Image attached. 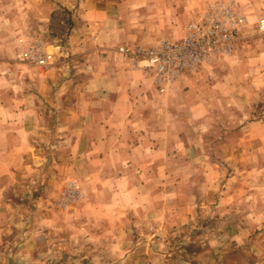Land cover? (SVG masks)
I'll return each mask as SVG.
<instances>
[{
  "label": "rangeland",
  "instance_id": "obj_1",
  "mask_svg": "<svg viewBox=\"0 0 264 264\" xmlns=\"http://www.w3.org/2000/svg\"><path fill=\"white\" fill-rule=\"evenodd\" d=\"M108 1L117 30L133 38L124 46L132 48L180 40L207 6L204 0ZM237 2L247 23L236 50L166 92L146 75L157 91L135 107L146 127L129 139L132 149L116 145L121 151L111 152L103 136L92 138L95 150L89 151L78 136L86 122L73 121L74 71L84 62L66 42L83 21L78 8L61 7L52 20L45 5L57 0H0L3 112L27 122L31 135L20 143L33 148L18 183L5 188L1 212L11 216L3 220L14 222V231L3 238L4 264L31 237L41 264H94L105 255L111 264L127 257L154 264H264V0ZM64 18L73 22L70 34L54 35L51 27L59 29ZM81 23L86 38L96 36ZM177 32L182 36L171 37ZM20 37L44 42L55 64L46 69L23 61ZM80 42L76 48L91 49ZM44 249L50 253L42 259Z\"/></svg>",
  "mask_w": 264,
  "mask_h": 264
},
{
  "label": "crops",
  "instance_id": "obj_2",
  "mask_svg": "<svg viewBox=\"0 0 264 264\" xmlns=\"http://www.w3.org/2000/svg\"><path fill=\"white\" fill-rule=\"evenodd\" d=\"M57 2L45 5V8L51 9L49 16L54 11L61 9V7H66L69 9L78 8L76 9L77 14L83 17V21L77 20L74 33L66 42L67 45L74 46L73 53H78L81 57L79 63L84 62L74 71L76 75V81L74 82V89H76L75 100L77 103L73 115L74 118L72 116H68V118H73V121H77V123L86 122L84 126L78 125L80 126L78 136L83 138V141L85 140L87 145L90 146L89 151L95 150L93 148L95 143L92 138L103 136L108 139L107 143L108 147L111 148V152H120L121 145L125 147L122 151L127 152L128 150L126 149H132L130 146H135L134 144L129 146V139L136 133L141 134V128L146 127L147 124L145 115L137 112L135 107L138 104L145 103L153 92L154 94L157 92L155 86L147 76L141 70L134 69L131 63L117 52L118 46L130 45L133 38H126L115 27L114 10L112 12L108 10L109 7L111 9V4L108 0L106 2L82 0L79 6L78 4L72 5L70 0H57ZM104 9L108 13H103ZM47 20L49 21V17ZM81 22L86 23V30L89 32L95 29L94 31L97 32L96 36L86 38L87 34L90 33H82ZM89 26L91 27L87 28ZM181 36L182 34L177 32L172 34L171 37L179 38ZM78 41L84 43V47H91V49L83 51L78 47L76 48L75 44ZM60 70L65 72L64 67ZM67 85L68 81L59 84V93ZM27 100L28 102H33L29 97H27ZM64 105V98L60 97L58 106L61 108ZM31 110V108H27V121L28 117H32L33 115L30 112ZM3 111V97L0 88V264H4L1 252L3 238L14 231V228H12L14 222L3 220V217L8 218L11 216H5L1 212L5 204V188L6 186L18 183L16 177L18 171L25 167V156L33 149L31 144L20 143L21 138H28L31 135L27 122L24 124L27 127H24L20 123L19 115L16 113L9 114L8 112L4 114ZM66 117V112L60 111L59 119L66 120ZM8 119H16L17 121L7 124L9 122ZM120 138L123 139L120 140ZM140 145L141 147L145 146L143 143ZM33 239L34 237H31L30 240L19 243L17 253L14 258L8 261V264L18 261L21 257L22 264H41L38 261V257L35 256L34 250L36 247L32 242ZM47 251H40L38 253L39 257L41 256L43 259L45 253L46 255L50 253ZM124 260L126 261L124 264H154L153 258L127 257ZM93 263L111 264V260L105 255L94 258Z\"/></svg>",
  "mask_w": 264,
  "mask_h": 264
},
{
  "label": "built area",
  "instance_id": "obj_3",
  "mask_svg": "<svg viewBox=\"0 0 264 264\" xmlns=\"http://www.w3.org/2000/svg\"><path fill=\"white\" fill-rule=\"evenodd\" d=\"M205 10L197 11L185 36L177 41L162 40L151 48L121 46L118 52L145 75L151 76L161 92L183 78L199 72L221 56L231 55L241 40L247 23L237 0H204ZM260 29L264 32V19ZM20 58L34 66L51 68L55 55L42 41L20 37Z\"/></svg>",
  "mask_w": 264,
  "mask_h": 264
},
{
  "label": "trees",
  "instance_id": "obj_4",
  "mask_svg": "<svg viewBox=\"0 0 264 264\" xmlns=\"http://www.w3.org/2000/svg\"><path fill=\"white\" fill-rule=\"evenodd\" d=\"M67 14H68V12H66ZM59 15H61L60 13H58V12H54L53 14H52V20H55V18H57ZM65 19V18H64ZM63 19V20H64ZM64 24H63V26H58V28L59 29H57L56 30V28H52L51 27V29L52 30H54L53 31V34L54 35H57V34H60V35H62V32H65V34H67V35H69L70 34V32H71V30H72V28H73V22H72V20L71 19H65L64 20V22H63ZM60 25V24H59ZM65 27H67V32H66V28ZM58 30H60V32L58 31Z\"/></svg>",
  "mask_w": 264,
  "mask_h": 264
}]
</instances>
